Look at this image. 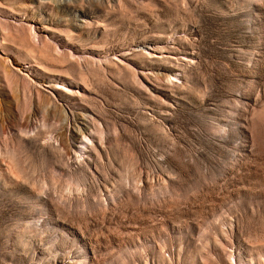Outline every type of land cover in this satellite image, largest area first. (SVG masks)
Segmentation results:
<instances>
[{"label": "rangeland", "instance_id": "rangeland-1", "mask_svg": "<svg viewBox=\"0 0 264 264\" xmlns=\"http://www.w3.org/2000/svg\"><path fill=\"white\" fill-rule=\"evenodd\" d=\"M0 264H264V0H0Z\"/></svg>", "mask_w": 264, "mask_h": 264}]
</instances>
